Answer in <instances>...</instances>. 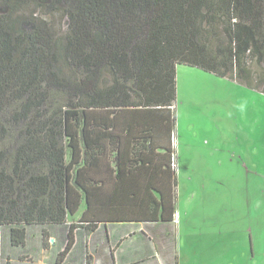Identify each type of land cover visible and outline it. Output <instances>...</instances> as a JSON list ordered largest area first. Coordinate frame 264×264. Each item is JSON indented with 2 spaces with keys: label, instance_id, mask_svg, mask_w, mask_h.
Segmentation results:
<instances>
[{
  "label": "trees",
  "instance_id": "16d2710c",
  "mask_svg": "<svg viewBox=\"0 0 264 264\" xmlns=\"http://www.w3.org/2000/svg\"><path fill=\"white\" fill-rule=\"evenodd\" d=\"M179 65L264 92V0H0V264L3 227L25 247L44 226L47 248L85 199L63 264L76 228L98 227L99 181L145 165L170 175L177 238Z\"/></svg>",
  "mask_w": 264,
  "mask_h": 264
},
{
  "label": "rangeland",
  "instance_id": "374dc122",
  "mask_svg": "<svg viewBox=\"0 0 264 264\" xmlns=\"http://www.w3.org/2000/svg\"><path fill=\"white\" fill-rule=\"evenodd\" d=\"M176 105L178 227L186 264H264V92L179 65ZM39 230L29 228L34 255ZM10 232L3 227V264L11 257L13 264H37L19 260L28 247L12 245Z\"/></svg>",
  "mask_w": 264,
  "mask_h": 264
},
{
  "label": "crops",
  "instance_id": "0c3cea01",
  "mask_svg": "<svg viewBox=\"0 0 264 264\" xmlns=\"http://www.w3.org/2000/svg\"><path fill=\"white\" fill-rule=\"evenodd\" d=\"M147 166L142 169L133 168L132 176H126V179L99 181L96 199L99 208L97 219L100 220L98 227L92 232H88L84 226L76 228L75 243L63 264L187 263L181 250L180 228L178 227L177 238L173 241L171 223L163 219V194L167 196L169 193L170 175L163 165L158 168ZM126 175L129 172L126 171ZM176 208L178 209L177 203ZM86 209L87 203L84 199L78 212L68 217L67 223L46 226L50 232L47 248L42 235L44 226L39 225L40 248L37 249V255L32 254L36 252V248L29 245L28 231L25 245L28 249L19 255V260L57 264V255L68 242L70 223L78 222ZM102 209L105 211H101ZM166 213V218H169L170 212ZM53 227H58V230L54 232ZM187 230L189 229L186 228V233ZM22 255L34 257L33 260L24 259ZM10 261L13 264L12 257Z\"/></svg>",
  "mask_w": 264,
  "mask_h": 264
},
{
  "label": "built area",
  "instance_id": "2783aa9c",
  "mask_svg": "<svg viewBox=\"0 0 264 264\" xmlns=\"http://www.w3.org/2000/svg\"><path fill=\"white\" fill-rule=\"evenodd\" d=\"M174 145L176 147V141L174 142ZM173 167L177 168V155H176V152L173 153ZM176 192L178 193V187L177 186H176ZM178 222H179V214H178V211H177L175 216H174V219L172 220V225H173V229H174L175 233H177V230H178ZM175 255H177V252H175Z\"/></svg>",
  "mask_w": 264,
  "mask_h": 264
}]
</instances>
